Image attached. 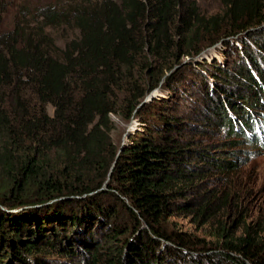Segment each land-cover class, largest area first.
Masks as SVG:
<instances>
[{
  "label": "trees",
  "instance_id": "1",
  "mask_svg": "<svg viewBox=\"0 0 264 264\" xmlns=\"http://www.w3.org/2000/svg\"><path fill=\"white\" fill-rule=\"evenodd\" d=\"M214 2L51 0L0 24V264H264V222L228 225L215 188L229 148L264 147V0ZM240 34L230 66L197 59ZM113 118L139 128L115 144Z\"/></svg>",
  "mask_w": 264,
  "mask_h": 264
},
{
  "label": "rangeland",
  "instance_id": "2",
  "mask_svg": "<svg viewBox=\"0 0 264 264\" xmlns=\"http://www.w3.org/2000/svg\"><path fill=\"white\" fill-rule=\"evenodd\" d=\"M49 1L51 0H0V24L3 27H9L12 20L17 16L18 7L16 6L18 5L27 3L29 6H34ZM198 2L203 11L213 12L215 10L214 0H198ZM242 38H245L244 34L228 38L226 40L228 43L226 44L221 41L212 48L204 50L197 59L210 61L215 58L221 63L224 62L225 66H230L233 63V58H231L233 54H230L232 46L240 47L238 41ZM185 62H188V60L186 59ZM180 106V110L189 108L186 101H182ZM47 111L52 115V107L49 106ZM256 111L264 115V110L258 109ZM113 120L115 128L112 138L115 144L125 143L128 134L139 128V123L136 119L128 122L118 118H113ZM209 127L212 129V133L207 132L205 134L206 137L203 138L205 142L214 144L226 139L223 131L220 132L217 127H211L210 125ZM228 150H240L237 152L240 167L228 177L220 176L215 178L217 196L224 198L223 202L226 206V210L222 211L225 214L222 220H227V224L231 226L239 218L246 220L247 223L264 222V147L255 148L245 143V146L229 148ZM172 221L174 222L173 228L175 230L186 232L192 236L204 237L203 233H201L203 231H199L188 219L174 218ZM208 240L214 242V239Z\"/></svg>",
  "mask_w": 264,
  "mask_h": 264
},
{
  "label": "water",
  "instance_id": "3",
  "mask_svg": "<svg viewBox=\"0 0 264 264\" xmlns=\"http://www.w3.org/2000/svg\"><path fill=\"white\" fill-rule=\"evenodd\" d=\"M148 99V98H147ZM146 100V99H145Z\"/></svg>",
  "mask_w": 264,
  "mask_h": 264
}]
</instances>
